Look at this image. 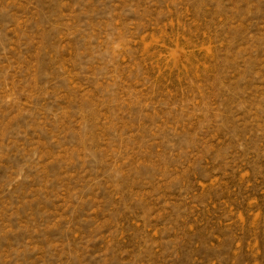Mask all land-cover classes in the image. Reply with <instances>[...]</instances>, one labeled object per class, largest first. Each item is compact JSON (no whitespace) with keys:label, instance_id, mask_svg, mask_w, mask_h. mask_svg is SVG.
<instances>
[{"label":"rangeland","instance_id":"1","mask_svg":"<svg viewBox=\"0 0 264 264\" xmlns=\"http://www.w3.org/2000/svg\"><path fill=\"white\" fill-rule=\"evenodd\" d=\"M0 264H264V0H0Z\"/></svg>","mask_w":264,"mask_h":264}]
</instances>
